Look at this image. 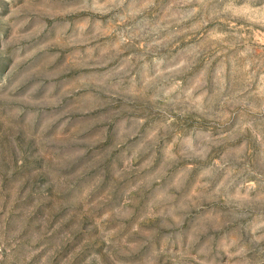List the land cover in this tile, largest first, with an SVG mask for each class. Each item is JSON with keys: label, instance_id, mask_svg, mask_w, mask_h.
<instances>
[{"label": "rangeland", "instance_id": "374dc122", "mask_svg": "<svg viewBox=\"0 0 264 264\" xmlns=\"http://www.w3.org/2000/svg\"><path fill=\"white\" fill-rule=\"evenodd\" d=\"M0 264H264V0H0Z\"/></svg>", "mask_w": 264, "mask_h": 264}]
</instances>
